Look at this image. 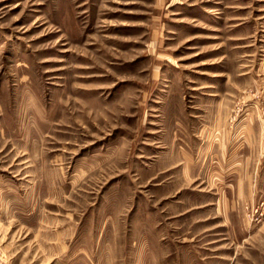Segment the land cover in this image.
<instances>
[{
	"label": "rangeland",
	"instance_id": "obj_1",
	"mask_svg": "<svg viewBox=\"0 0 264 264\" xmlns=\"http://www.w3.org/2000/svg\"><path fill=\"white\" fill-rule=\"evenodd\" d=\"M0 264H264V0H0Z\"/></svg>",
	"mask_w": 264,
	"mask_h": 264
}]
</instances>
